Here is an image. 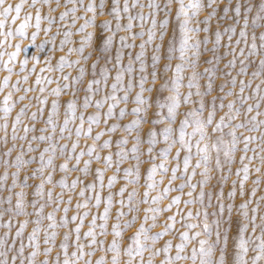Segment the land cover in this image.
<instances>
[{"label": "rangeland", "instance_id": "obj_1", "mask_svg": "<svg viewBox=\"0 0 264 264\" xmlns=\"http://www.w3.org/2000/svg\"><path fill=\"white\" fill-rule=\"evenodd\" d=\"M20 0H6V4H15L19 3ZM90 0H82L84 7L80 6L81 0H76L77 7V16H80L81 19H78L73 25L71 23L72 13L69 11V16L65 20H60V13L69 10L73 7V4L69 0H59V7H57V0H48L47 3H44L43 0H38L35 6L32 5V0H24V6L19 14V18L16 21H12L11 16L16 15L13 11L2 30H0V86L3 85L4 78L10 77L8 85L4 86L0 90V109L4 105V97L11 92L12 99L9 100V104L14 103V108L8 115V129H7V143L5 144L2 139L5 135L4 130L0 128V176H3L5 171L8 173L7 181H0V184H4L3 188H0V211H4L8 208L7 196L9 195L8 186L12 184V172L16 171V168L13 165L15 158L18 154L23 151V157L27 159L29 156H34L35 160L25 165L19 172L17 179V187L12 189V192L20 191L19 185L24 182L25 176L28 177L26 183L27 188H25V200L27 205V211L30 213L29 216H12L11 227H5L4 225L9 221V213L5 212L4 215L0 216V237H3L5 233H8L7 244L12 245L13 237H15L16 230L20 226V222L27 219L29 221L28 225L25 227L22 239L25 245L24 252V264H27L28 254L32 251L29 247L28 235L31 233L33 228L32 221L36 217V212L34 211L31 201L37 200L36 207L38 208L40 204H45L43 209L44 215L46 216L48 212L54 211L56 204L55 201L58 200L59 195L62 194L63 203H60L59 210L54 212V215L57 219V222L60 223V218L64 215L63 208L68 202V197L71 196V204L68 205V217L76 214H83L85 211L89 212V215L85 217L84 224L80 230V241L79 243L85 245V252L91 249H94V254L91 257L93 264L95 260L101 256L105 257V264H110L111 256L113 253L108 251V246L111 244L113 239H116L120 247V264H128L131 260L132 264H141V261L144 264H148V261L151 260L152 264H160L162 260H165V257L172 258V264H200V257L197 256L196 260L192 259V250L193 248L197 249L199 252L201 239H206L209 244H214L216 241V232L219 230L221 233V240L219 244H214V254L213 259L219 257V249L223 247L224 241L223 236L225 230H227L228 243L226 249V259L229 264L235 260V254L238 251L236 248V243L239 240V228L241 224H247L248 227L244 231V239L248 242L247 247L248 251L244 254L243 259L246 261V264H252L253 258L259 252V244L262 239H264V74L253 77V71H261L260 68V53L259 51L255 56H249L248 50L252 43V34L255 31L257 36V48H260L259 35L262 31L260 28L253 29L251 26L252 17L257 12V6L260 3V0H216V3L213 5V8L216 11V16L208 22L207 25L203 23L205 16L211 11V9L202 10L199 13V16L194 18L195 20L200 21L201 31L191 34L193 39L200 41L199 48V57L191 56L189 57L196 62L195 71L198 73V76L195 80H192L193 69L185 66L183 72L176 73L174 71L177 63H183L180 60V40L181 33L179 29V21L175 17V13L178 9V3L176 0H173L171 5L172 11L169 14V26L167 33L165 35L164 41L161 42L159 39H156L152 44H147L144 51V56L142 57V62L145 65V75H148V80L145 84V88L152 87V91H145L143 96L146 99V102L150 107L145 114L141 112L139 115L143 118V122L127 131L125 127L135 118V114L132 113V109L136 106L133 100V97L139 91L138 81L141 75L140 65L141 61L136 59L137 54L141 51L139 45L142 40L147 39V30L151 27V19L149 17L150 9L148 4L150 0H128L129 5L133 3L136 4L135 7H130L129 12L133 16L141 11L146 16L144 24L145 36H137L135 40L131 38L132 33L140 32V23L141 21L137 18L133 21V28L130 32L119 31L116 32V38L113 42V45L107 52H104L103 41L101 37L106 36L108 33L101 23L104 20L111 21V28L115 31L116 20L112 15H110V9L112 7V0H104L105 9L104 15H99L100 9L98 5L100 0H92L97 5V15H96V27H89L86 29V32H92V44L91 47L85 46L84 55H89L91 53V58L87 61L80 60L79 64L74 63V61L79 59V54L76 52L69 53L68 48L77 47L81 43V37L84 33L77 31L79 26L84 23V17H91L93 14L91 12H86V6ZM125 0H119V6L122 9ZM152 2L158 3L163 9L166 0H152ZM187 2V0H185ZM204 3H207V0H203ZM241 5V13L239 17H236L234 9L236 4ZM251 3L253 5L252 11L250 13H245L244 9ZM140 5H144L143 9L140 8ZM228 6L230 11L227 13V18L219 19L224 17L223 8ZM49 8L53 9L50 13ZM36 9L40 10L41 13V27L39 30L35 27V13ZM27 14H31V19L28 21L27 26L23 29L24 35H20L17 29L25 21ZM51 15L55 19V23L49 25L46 17ZM129 13H124L121 11V21L122 25L126 24L127 16ZM165 13L163 11L156 14V19L158 21L157 27H159V21L164 18ZM247 15L249 19V28H248V44L246 45L244 40L241 39L240 44H236L235 41L239 39L240 28L244 25L243 17ZM238 21V22H237ZM60 25V27H57ZM207 26L208 31H203V28ZM233 26L236 28L235 34H232V42L229 45L228 36L231 33L225 32L224 29ZM45 29H49L47 32ZM12 31V35L8 36V31ZM219 30L221 32V40L218 47L213 51V42L215 41V32ZM65 31H71L72 36L69 38L71 43L61 45L60 41L64 39L63 33ZM36 32L37 35L35 39L32 38V33ZM127 36L128 39L126 43L135 45L134 47H120V36ZM205 38H207V44L204 43ZM171 41V44L169 43ZM162 43V48L159 53L161 59L156 65L157 79L153 85L150 73L153 71L152 67V56L154 53V44ZM17 45H19V51L17 50ZM172 47L174 50L168 52V48ZM235 49V65H229L228 61L233 59V53L231 49ZM119 49L121 55V65L115 64V58L117 55V50ZM240 49H244V55H240ZM191 51H196L192 49ZM15 53V55H13ZM225 53H227L225 55ZM63 56L68 63H72V67H68L67 64L60 68V57ZM168 56H171L172 59L169 61ZM213 56L219 57V60H214ZM98 62L95 70L92 68L94 61ZM110 58V59H107ZM107 59V62H106ZM131 60L133 68V81L136 85L130 90L129 99L127 103L123 101L116 104V107L113 109L114 115L108 119L107 125L103 123L101 118L100 124L92 125V134L91 136H84L83 134L80 137L75 135V128L79 124V119L72 121L70 120L68 128L71 130L72 135L69 136L68 132L60 133L59 128L63 125V120L65 114L68 113L67 104L70 100L75 99L77 105L76 115L79 117L80 112H84L85 115V125L84 131H87L88 123L87 116L95 114L96 112L103 113L107 111L108 104L112 101H103L102 107L97 109L95 107V100L101 99L107 94H110L111 88L110 85L115 80L116 72L124 71L125 75L123 82L126 85L128 80V75L126 73V68L129 65ZM244 61V67L247 68L245 73H241L240 69L242 67L240 61ZM211 61V63H209ZM7 64V68L5 67ZM166 64H170L171 67H165ZM84 66V74L81 76L79 73L80 66ZM106 67L109 72L108 78V87L104 86V80L101 76V68ZM8 68L12 69V72H8ZM205 68H209L215 73V75L209 77L207 73L204 72ZM230 73V75H229ZM65 75L69 76L68 80H64ZM27 77V80L24 77ZM177 76H181L182 79L179 81L180 88V104L176 111V118L173 121H168L163 119L162 122L156 123L160 119L156 114L161 113L166 116L167 114V104L168 101L166 97L169 95L170 90L173 87V79ZM236 78V83H232V78ZM39 78L40 83H37ZM51 79V83H48V80ZM92 79H100V85H93L94 88L99 87L100 91L95 93H87V84L88 81ZM209 79H211L212 89L209 92L207 90V84ZM192 80L193 87L189 89L188 83ZM245 81L244 92H240V81ZM17 81L19 82L17 84ZM250 82V84H249ZM68 84V88L63 86ZM199 84V91L201 92L200 96L196 95L197 87ZM12 85H17L20 91H17ZM163 85V87H161ZM257 85L260 86V90L256 91ZM57 87L60 88V95L56 96L53 93V89ZM30 88L28 92L23 90ZM41 88L44 91H41ZM223 89V91L221 90ZM188 92H191L192 95L189 98L187 103L184 102L183 97L187 95ZM231 92L232 95L227 93ZM92 96L91 105L84 109L82 107L85 95ZM21 95H25L27 99L18 100L17 98ZM118 97L124 95L123 91H118L116 93ZM246 97V99H245ZM44 100L43 104L44 113L41 116L37 114V119L32 121L30 119L31 113L37 111L41 107L38 99ZM58 101V112L59 117L54 119L56 123V131L52 132V127L46 125L47 117L49 110L52 107V101ZM203 100L204 108L200 109V101ZM229 101L233 102V108L230 110L228 108ZM213 103L215 104V112L213 116V123L208 125L206 123V118L208 112L213 109ZM223 103L224 107L221 108L220 105ZM31 104V107L26 110V115L22 117V123L17 126V136L24 135L23 125L29 126V132L27 133L26 140L17 139L12 140V122L14 121L17 113L20 111V108L23 105ZM164 105V107H160ZM257 105H259L257 107ZM251 106V112L248 111V107ZM125 108V115L123 117L119 116V110ZM190 112H193V115H189ZM70 115V113H68ZM228 115L234 117L229 119ZM4 113L0 110V125L4 123L3 120ZM221 117H224L223 125L220 130L213 131L216 124L220 123ZM252 117H255L253 120ZM187 119L188 123L183 125L185 132V144L180 143V129L183 121ZM201 122L204 124L206 131V137L204 141L200 142V147L203 148L205 144L208 145L209 156L207 167L209 172L204 174L205 164L202 160L204 153L198 152L197 141L200 140V132L197 131L198 123ZM171 123L172 131L168 134L169 139L166 141L164 139V129ZM112 124H117L118 127L113 132H108L107 128L111 127ZM238 124H243L244 127H236ZM35 126V131H32V126ZM44 128L45 132L41 133V129ZM104 131V135L100 138L99 141H95L97 147L95 149L96 153L101 156V160H96L95 155L89 156L87 154V149L90 145L94 143L93 137L97 132ZM236 133V145L235 150L230 151L229 155L225 157L224 151L229 148V145L232 141L231 131ZM156 131L157 135L154 138L155 144H149V140L153 139L151 132ZM41 134L48 135L52 134L54 136L53 141H32L33 148L36 149L34 152L28 151V141L31 140L32 136H39ZM63 135V139H61ZM139 137V142L135 139ZM251 136L255 139L245 141L244 137ZM124 138L127 140V144L118 145V141ZM79 141L75 149V152L72 151V143L74 141ZM105 140L110 142V146L104 148L102 145ZM175 141V143H173ZM223 141V143H220ZM48 143H55L57 145V151L53 157V164L51 167L45 166L44 175L41 176L39 173L36 176H32V173L39 167V153L47 146ZM219 144L220 151L217 152L216 148H213L212 144ZM247 143V151L245 152V144ZM66 144L68 147L61 154L59 145ZM13 145L15 147L13 148ZM23 145V150L21 149ZM137 147V151L133 152V147ZM149 147L153 148L151 154L147 151ZM8 148H13L10 155L5 156L4 153ZM123 148L127 152V157L119 164V171H116V160L118 159L115 155L116 152ZM168 149L167 153L164 152L165 149ZM177 149L180 150L179 157H177ZM83 150L85 155L80 158L79 164L75 159V155ZM52 155L51 153H46L45 159L47 160L48 156ZM107 155H112L113 165L111 167L106 166L103 157ZM189 156V165L187 170L184 167V158ZM247 157L241 161V157ZM155 157V159H152ZM219 157L221 162V167H216V158ZM251 158V159H248ZM4 160L9 161V167L5 168L3 163ZM200 161V166L197 167V161ZM84 161H90L87 165L88 171L83 172L80 169H84L86 165ZM229 161H231L229 163ZM63 163L68 164L69 171L64 172L61 170L60 165ZM163 163L164 169H161L159 165ZM153 165H156V171L152 176V179L149 180L148 172ZM244 165H248V178L244 180L243 189L244 194H240V181L244 178ZM137 166L139 167V181L136 184L129 183L125 180L124 177L127 175L125 172L126 168L131 167L133 173H135ZM100 168L103 170V185L101 188V181L98 178L97 169ZM176 168L174 180H171L173 175L172 169ZM257 168L260 171H257ZM52 173V183H48L45 177L47 174ZM195 172V175H193ZM115 175L117 179L113 182L112 186L109 187L108 180L111 176ZM189 177L191 178L189 180ZM44 180V195L42 198L36 197L34 195L38 185L41 180ZM65 179L69 187L61 188L59 181ZM73 180H78L76 188H71V182ZM171 180V183H169ZM201 181H204L203 186H201ZM258 181V182H257ZM94 183L96 187L87 188L88 184ZM149 183H154L155 187L149 189L147 185ZM183 184L184 187L181 188L180 185ZM191 185H196L195 188L190 187ZM121 187H125V192L123 196L119 195V190ZM169 188L170 190L165 193L164 189ZM81 188L85 189V196L81 197L79 192ZM52 191L53 202H49L47 199L48 190ZM136 191V197L134 198L137 202V211H130L128 205V193ZM148 191V203H143V193ZM203 191V196L201 197V192ZM235 192L234 195H229L230 192ZM191 192V195H189ZM96 193H99L101 196V204L99 207L95 206L94 196ZM113 197V204L109 210V218L107 221H102L99 217L103 214L105 202L109 196ZM87 197H92L89 201L88 208L77 209V202L83 203ZM154 197H161L155 203L153 202ZM174 197H179L178 204H172L171 209H167V205L171 203ZM123 199V206L119 201ZM185 201H193V203H185ZM13 205L15 204V196H13ZM224 205L223 213L220 212V205ZM246 204V207L242 208L241 205ZM229 205H231V214H229ZM148 208H159V212H145V209ZM123 211L124 216L119 218L117 221V213ZM191 212V217L188 216V213ZM247 212V217L243 214ZM207 213V217H205ZM156 216V220L153 221L152 217ZM93 216L97 217V227L95 229L97 233V240L104 241V251H101L100 245H89L90 237H85L84 233L88 231L90 221ZM135 216L136 219L133 220L132 217ZM169 216H175L174 227L169 229L167 232L157 235L155 240L149 239L144 240L143 235L140 238V242L145 244V250L141 254H136L133 252V255L130 257L127 254V249L129 245H132L135 249L134 244V235L140 230V226L148 230L146 235L152 236L161 233L162 229L165 227L166 223H172L167 218ZM255 216V231H253V221L252 217ZM147 217V219H145ZM124 221L129 222L128 227H124ZM216 221H219V229L217 228ZM79 221H77L78 223ZM119 222L121 225V235L114 236L112 231V225ZM49 223L47 219L43 220V225L46 226ZM106 223L107 231L106 234L101 236V229L98 227L99 224ZM207 223L209 230L207 233L204 231V224ZM197 225L195 228H190L188 225ZM155 225V226H152ZM70 229L75 228V224H69ZM57 237L55 244L45 245L44 232L41 230L38 233V242H39V254L35 258L37 264L40 261L45 259L43 249L45 247H51L52 251L48 253L47 259L49 264H53L57 256L63 261V249L60 248V244L63 242V234L68 229L63 227L58 228ZM187 232L189 238L184 241L181 238V233ZM200 232V236H196L195 233ZM171 241V248L168 253L163 252L165 245ZM21 237L15 239L14 249L8 252V264H13L11 256L13 254L17 255V260L15 264H20V257L18 253L14 250L18 249L20 246ZM183 243L184 248L178 250L176 245ZM69 256L71 258V252L76 251V234L73 231L68 240ZM155 249H160L161 251L157 255H150ZM3 250V249H0ZM181 256L186 257V259L176 260L175 257L177 252ZM2 258V257H0ZM88 259V257H85ZM77 264H83V261L77 262ZM256 264H264V257L256 261Z\"/></svg>", "mask_w": 264, "mask_h": 264}, {"label": "snow or ice", "instance_id": "obj_2", "mask_svg": "<svg viewBox=\"0 0 264 264\" xmlns=\"http://www.w3.org/2000/svg\"><path fill=\"white\" fill-rule=\"evenodd\" d=\"M38 0H32V5L31 6H35L37 4ZM44 3H47L48 0H43ZM69 2H71L73 4V7L69 10H66L62 13H60V20L63 21L66 18H68L69 16V11L72 13V17H71V23L74 25L76 23V21L78 19H81L80 16H77V7H76V0H69ZM176 2L178 3V9L175 13V17L176 19L179 21V29H180V33H181V40H180V60L183 63H177L175 66L174 71L176 73H181L183 72L185 66L190 67L193 69L192 72V80H195L198 76V73L195 71L196 69V62L193 61L190 57H189V53L191 54V56H196L199 57L200 53H199V48H200V41L199 40H195L193 39V36L191 34L196 33L201 31L200 28V21L197 19L195 20V24L194 22V18L199 16V13L202 10L205 9H211V11L205 16L203 23L205 25L208 24V22L212 19V17L216 16V11L213 8V5L216 3V0H207V3H204L203 0H187V2H185V0H176ZM173 3V0H166L163 9H161L160 5L158 3L152 2V0H150L149 4L147 5L148 8L150 9L149 12V17L151 19V27L147 30V39L146 40H142V42L140 43L139 47L141 49V51L137 54L136 59L141 61V65H140V72L141 75L139 77V81H138V87H139V91L136 93V95L133 97L134 103H135V107L132 109V113L135 114V118L125 127V131L132 129L138 125H140L143 122V118L139 115L141 112H144L145 114L148 111V107H150V105L147 104L145 97L143 96V93L145 91L151 92L152 91V87L149 88H145V84L148 80V75H145V65L142 62V57L144 56V49L146 47L147 44H152L156 39H159L161 42L164 41L165 35L167 33V29L169 26V14L172 11L171 5ZM24 6V0H20L19 3L15 4V6H13L12 4H6V0H0V30H2L5 26V23L9 17V15L14 11L16 13V15L11 16L12 21H16L19 18V14L22 10ZM81 7H84L82 0L80 3ZM136 4L133 3L131 6L128 3V0H125L123 8L121 9L119 6V0H112V7L110 9V15H112L114 17V19L116 20V24H115V31L112 30L111 28V21L110 20H104L101 23V27H103L105 29V31L108 33L106 36L101 37L102 41H103V51L107 52L110 47L113 45V42L116 38V32L119 31H125V32H130L131 29L133 28V21L135 19H139L141 21L140 23V32L139 33H132L131 38L133 40L136 39L137 36L139 37H144L145 36V31H144V24L143 22L146 19L145 14L143 13V11L139 12L137 14V16H133L130 14L129 9L130 7H135ZM57 7H59V0H57ZM100 12L99 15H104V9H105V4H104V0H100V4L98 5ZM144 5H140V8L143 9ZM253 5L251 3L248 4V6L244 9L245 13H250L252 11ZM53 11V9L49 8V12L51 13ZM86 12H91L93 15L91 17L85 16L84 17V23L81 24L79 26V28L77 29V31L84 33V35L81 37V43L77 46V47H70L68 48V52L72 53V52H76L79 54V59L74 61V63L79 64L80 60H89L91 58V53H89V55H84L83 53L85 52V46H89L91 47L92 44V38H93V33L92 32H86L85 30L88 29L89 27H96V15H97V5L92 2V0H90V2L87 4ZM121 11H123L124 13H129V15L127 16V23L122 25L120 23L122 17H121ZM163 11L165 13L164 18L161 19L159 21V27H157L158 25V21L156 19V14ZM230 11V8L228 6H225L223 8V12L225 14L224 17H220L219 19H224L227 18V13ZM235 15L236 17L240 16L241 13V5L239 3L236 4L235 9H234ZM31 19V14H27L25 21L20 25L19 29H17V31L19 32L20 35H24L23 29L27 26L28 21ZM46 19L49 22V25L55 23V19L54 17H52L51 15H49L48 17H46ZM244 19V25L242 28H240L239 31V39H237L235 41V43L238 45L241 42V39L244 40L245 44H248V28H249V19L248 16L245 15L243 17ZM35 27L37 30L40 29L41 27V13L39 9H36V13H35ZM238 22V21H237ZM251 26L253 29L256 28H260L262 31L260 32L259 35V41H260V48L258 50L257 48V36L255 31H253L252 34V43L249 47L248 50V55L249 56H255L257 54V52L259 51L260 53V68L261 71H253L252 76L253 77H257L260 76L262 74H264V0H260L259 5L257 6V12L256 14L252 17L251 20ZM57 27H60V25H57ZM49 29H45V31L47 32ZM209 29L207 26H205L203 28V31L207 32ZM225 32L231 33L228 36V40H229V45L232 42V34H235L236 32V28L233 26H230L228 28L224 29ZM8 36L12 35V31L9 30L7 33ZM37 33L33 32L32 33V38L33 40L35 39ZM64 39H62L60 41L61 45H65L67 43H71V40L69 39L72 36V32L71 31H65L63 33ZM215 41L213 42V51H215V48L219 46L220 44V40H221V32L219 30H217L215 32ZM128 37L127 36H120L119 37V41H120V47H134L135 45L133 44H128L126 43ZM208 40L207 38H205L204 43L207 44ZM171 44V41L169 42ZM162 48V43H156L154 44V53L152 56V67H153V71L150 73L151 75V79L153 81V85L155 84V81L157 79V72H156V65L159 62V60L161 59V56L159 55L160 51ZM192 49H196V51H191ZM17 50L19 51V45H17ZM174 49L170 46L168 48V52H172ZM232 53H233V59L228 61L229 65H235L236 63V59H235V52L236 50L233 48L231 49ZM227 53H225L226 55ZM2 55V54H0ZM13 55H15V53H13ZM120 51L119 49L117 50V55L115 58V64L116 65H121V60H120ZM240 55H244V49H240ZM99 57L97 58V61H94L92 64V68L93 70H95L97 62H98ZM110 59V58H107ZM106 59V62H107ZM167 59L170 61L172 59L171 56H168ZM214 60H219V57L217 56H213ZM209 63H211V61H209ZM242 67L240 69L241 73H245L247 71V68L244 67V61H240ZM65 64H67L68 67H72V63H68L65 58L63 56L60 57V68L63 69V67L65 66ZM5 67L7 68V64H5ZM165 67H171L170 64H166ZM84 66L81 65L79 68V73L82 76L84 74ZM126 73L128 75V80H127V84L125 85L123 82V78L125 75L124 71H117L116 75H115V80L114 82L110 85L111 88V92L110 94H107L103 97V100L101 99H97L95 100V107L97 109L102 107L103 101H112V103L108 104V108L107 111L105 113H103L102 117H101V113L100 112H96L95 114L92 115H88L87 116V123H88V128L87 131H84V125H85V115L84 112H80L79 117H77L76 115V111H77V105H76V101L75 99H72L68 102L67 104V108H68V113H70V115L68 113L65 114L64 120H63V125L59 128V131L61 134H63L64 132H68L69 136L72 135L71 130L68 128L69 122L70 120L74 121L77 118L79 119V124L76 126L75 128V135L77 137H80L82 134L84 136H91L92 134V125L93 124H100L101 123V118L103 119V123L105 125H107L108 123V119L110 117H112L114 115L113 109L116 107V104L123 101L124 103L128 102L129 99V93L130 90L135 87L136 85L134 84L133 81V68H132V63L131 60L129 62V65L126 68ZM8 72L11 73L12 69L8 68ZM204 72L207 73L209 75V77L215 75V73L213 71H211L209 68H205ZM230 75V73H229ZM101 76L102 79L104 80V86L107 88L108 87V78H109V72L108 69L106 67H102L101 68ZM10 77H5L4 78V82L3 85L0 86V90H2V88L4 86L8 85ZM25 80H27V77H24ZM64 80H68L69 76L65 75L63 77ZM182 79L181 76H177L173 79V87L169 92V95L166 97V100L168 101L167 104V114L166 116L162 115L161 113H157L156 115L158 117H160V119H158L157 121H154L156 123L162 122L163 119H167L168 121H173L176 118V109L179 107L180 104V93H179V88H180V83L179 81ZM192 80L189 81L188 83V87L189 89H191L193 87V83ZM51 79L48 80V83H51ZM100 79H92L90 81H88L87 84V93H95L100 91L99 87L94 88L93 85H100ZM19 82L17 81V84ZM37 83H40L39 78L37 79ZM232 83L235 84L236 83V78L233 77L232 78ZM250 84V82H249ZM13 88H15L17 91H20V89L17 87V85H12ZM64 88H68L69 85L65 84L63 86ZM161 87H163V85H161ZM197 87V92L196 95L200 96L201 92L199 91V84L196 85ZM244 88H245V81L241 80L240 81V92L243 93L244 92ZM212 89V83H211V79H209L208 84H207V90L210 92ZM30 88H26L23 91L26 93L28 91H30ZM223 91V89H221ZM260 90V86L257 85L256 91ZM41 91H44L43 88H41ZM53 93L56 96L60 95V88L57 87L56 89L52 90ZM118 91H123L124 95L122 97H118L116 95V93ZM228 95H232L231 92L227 93ZM192 93L188 92L187 95H185L183 97V100L185 103H187L189 101V98L191 97ZM12 99V93L9 92L5 97H4V105L3 108L0 109L3 111L4 116H3V120L4 123L2 125H0V128H2L4 130V137L2 138L5 142V144L7 143V129H8V115L9 113L12 111V109L14 108V103L13 104H9V100ZM18 100L22 101L27 99V97L25 95H21L17 98ZM41 107H39L37 109V111L32 112L30 119L32 121H35L37 119V114L39 113L41 116H43L44 113V108H43V104L45 103L44 100H40L39 98H37ZM246 99V97H245ZM92 102V96L86 94L84 97V101H83V105L82 107L84 109H87ZM259 105H257L258 107ZM31 107V104H27V105H23L20 108V111L17 113L14 121L12 122V140L15 141L17 139L20 140H26L27 139V133L29 132V126L28 125H23V132L24 135L22 136H17V126L20 125L22 123V117H24L26 115V110L28 108ZM160 107H164V105H161ZM200 109L204 108V102L203 100L200 101L199 104ZM221 108L224 107L223 103H221L220 105ZM228 108L231 110L233 108V102L229 101L228 103ZM252 108L251 106L248 107V111L251 112ZM125 108H121L119 110V116L123 117L125 115ZM214 112H215V104L213 103V109L211 111L208 112L207 118H206V123L208 125H211L213 123V116H214ZM193 112H190L189 115H193ZM59 117V112H58V101L57 100H53L52 101V107L49 110L48 113V117H47V121H46V125H50L52 127V132L55 133L56 131V123L54 122L55 118ZM229 119H233L234 117H232L231 115H228ZM252 119L254 120L255 117H252ZM223 121H224V117H221L220 123L216 124L215 128L213 129V131H217L220 130L221 126L223 125ZM188 120L185 119L182 123L181 129H180V143L181 144H185V132H184V127L183 125L187 124ZM198 123V128L197 131L200 132V140L197 141V149L198 152H202L204 153L202 160L205 164L204 167V174L206 175L210 170L207 167L208 164V160H209V156L207 155L208 153V145L205 144L203 148L200 147V142L205 140L206 137V131L204 128V124L201 122H197ZM261 123H264V121H262ZM118 125L117 124H112L111 127L107 128L108 132H113L117 129ZM236 127H244L243 124H238L236 125ZM32 131H35V126H32ZM41 133L45 132V129L42 128ZM172 131L171 128V123H169L165 129H164V139L167 141L169 139V133ZM231 136H232V141L231 144L229 145V148L227 150L224 151V155L225 157H227L229 155L230 151H234L235 150V145H236V133L235 131H231ZM104 135V131H100L97 132L96 135L93 137L94 143L92 145H90L87 149V154L91 157L93 155H95L96 160H101V156L96 153L95 149L97 147L95 141H99L100 138ZM157 133L156 131H152L151 132V136L153 137V139L149 140V144H155V137H156ZM61 139H63V135H61L60 137ZM54 136L52 134H48V135H44L41 134L39 136H32L31 140L28 141V151L29 152H34L36 151L35 148H33L32 145V141H53ZM137 140V142H139V137L137 136L135 138ZM245 141H249L252 139H255V137H251V136H246L244 137ZM78 140L74 141L72 143V151L75 152V149L78 145ZM173 143H175V141H173ZM220 143H223V141H221ZM127 144V140L124 138H121L118 141V145H124ZM104 148H107L110 146V142L108 140H105L103 145ZM213 148L217 149V152L220 151V146L219 144H212L211 145ZM15 147V145H13V148ZM61 154L64 153V151L67 149V145L66 144H61L58 146ZM13 148H8L7 151L4 153L5 156L10 155V153L12 152ZM21 149L23 150V145H21ZM57 151V145L55 143H48L47 146L39 153V167L32 173V176H36L37 173H39L41 176L44 175V170H45V166L51 167L53 164V157L55 156ZM133 152L137 151V147H133L132 149ZM147 151L149 152V154L152 153L153 148L149 147L147 149ZM168 149L166 148L164 150L165 153H167ZM247 151V143L245 144V152ZM179 152L180 150L177 149V157H179ZM46 153H51L52 155L48 156L47 160L45 159V155ZM85 155V152L83 150H81L79 152V154L75 155V159L77 161V164H79L80 162V158L82 156ZM117 156V160H116V171H119V164L127 157V152L126 150H124L123 148H120L116 154ZM247 157L242 156L240 159L241 161H243L244 159H246ZM152 159H155V157H152ZM251 159V158H248ZM35 160L34 156H29L27 159H25L23 157V151H21L20 154L17 155V157L15 158V161L13 163L12 166H14L16 168V171L12 172V184L8 186V192L9 195L7 196V204L9 205L7 209H5L4 211H0V216L4 215L5 212L11 214L9 215V221L4 225L5 227H11V219L12 216H29L30 213L27 211V205H26V200H25V188H27V179L28 177L25 176L24 178V182L21 183L19 185L20 187V191L13 193L12 189L16 188L17 185V177L19 175L20 170L27 164L32 163ZM103 160L106 164V166L111 167L113 165V157L112 155H107L105 157H103ZM189 160L190 157L189 156H185L184 158V167L185 170H187L188 165H189ZM231 161H229L230 163ZM5 168L9 167V161L8 160H4L3 161ZM90 163V161H84V164L86 165V167L84 169H80V171L83 172H87L88 168L87 165ZM200 161H197V167L200 166ZM156 165H153L151 167V169H149L148 172V178L149 180L152 179L153 174L156 171ZM159 167L161 169H164V171H167V169L164 167V164L161 163L159 165ZM216 167L220 168L221 167V162L219 157L216 158ZM60 168L62 171L67 172L69 171L68 168V164L67 163H63L60 165ZM97 174H98V178L101 181L100 187L103 188L104 185L102 183L103 181V170L98 168L97 170ZM243 171L245 173L243 180L240 181V194L243 195L244 194V189H243V183L244 180H247L248 178V165H244L243 167ZM257 171H260L259 168H257ZM125 172L127 173V175L124 177L125 180L129 181V183L132 184H136L139 181V167L137 166L135 173H133V170L131 167L126 168ZM173 175L171 177V180H174L176 178L175 173H176V168L172 169ZM193 175H195V172H193ZM52 173L49 172L47 174V176L45 177V179L47 180L48 183H52ZM8 179V173L7 171H5L3 176H0V181H7ZM117 179V177L115 175L111 176L108 180V185L109 187L112 186L113 182ZM191 178L189 177V180ZM171 180L169 183H171ZM258 182V181H257ZM61 188H66L69 187L68 183L66 182L65 179H61L59 181ZM77 183H79L78 180H73L71 182V188L75 189ZM204 181H201V186H203ZM4 184H0V188H3ZM96 185L94 183L92 184H88L87 188H95ZM147 187L149 189L154 188L155 185L154 183H149L147 185ZM181 188L184 187L183 184L180 185ZM190 187L195 188L196 185H191ZM170 189L169 188H165L164 192L167 193ZM125 192V187H121L119 190V195L123 196ZM235 192H230L229 195H234ZM34 195L36 197H40L42 198L44 195V180L42 179L40 184L38 185ZM79 195L81 197L85 196V189L81 188ZM189 195H191V192H189ZM13 196H15V204L13 205L12 201H13ZM203 196V191L201 192V197ZM136 197V191L133 190L132 192L128 193V205H129V210L130 211H137V202L135 201ZM143 203H148L147 197H148V191H144L143 193ZM47 199L49 202H53V196H52V191L49 189L47 192ZM92 199V197H87L85 199V201L83 203L81 202H77L76 204V208L77 209H87L88 208V204L89 201ZM95 199V206L99 207L101 204V196L99 193H96L94 196ZM161 199V197H154L153 198V202L155 203L157 200ZM71 200L72 197L69 196L68 197V202L65 205V207L63 208V212L64 215L60 218L61 222L58 223L57 219L54 215L55 211L59 210V205L60 203H63V198H62V194L59 195V198L57 201H55L56 207L54 209V211H50L47 213V215H44L43 209L45 207V204H40V206L37 208L36 204H37V200H32L31 201V205L34 209V211L36 212V217L35 219L32 221L33 223V228L31 233L28 235V241H29V247H31L32 251L28 254L27 257V264H37L35 258L37 257V255L39 254L40 248H39V242H38V233L41 232V230H43L44 232V244L45 245H50V244H55L56 242V237H57V229L58 228H65L68 229V231H65L63 234V242L60 244V248L63 249V261L62 264H77V262L79 261H83V264H93V261L91 259V257L94 254V249H91V247L89 248V250L87 252H85V245L79 243L80 241V230L81 227L84 224V220L85 217L89 215L88 211H85L83 214H76L71 216V218L68 217L67 213H68V205L71 204ZM119 203L123 206L124 204V200L121 199L119 201ZM179 203V197H174L171 201L170 204L167 205V209H171L172 204H178ZM185 203H193V201H185ZM113 204V197L111 194H109L106 202H105V207H104V211L103 214L99 217L100 220L102 221H107L109 218V210L111 205ZM242 208L246 207V204H242L241 205ZM159 212L161 211V209L159 208H148L145 209V212ZM224 211V205L221 204L220 205V212L223 213ZM229 214H231V205H229ZM125 213L123 211H119L117 213V221H119V218L124 216ZM192 213L189 212L188 216L191 217ZM245 217H247V212H245L243 214ZM205 217H207V213H205ZM47 219V221H49V223L44 226L43 225V220ZM133 220L136 219L135 216L132 217ZM145 219H147V217H145ZM153 221L156 220V216L154 215L152 217ZM169 221H172V223H166L165 227L162 229L161 233L156 234V235H152V236H148L146 235L147 233V229L144 227V225L140 226V230L135 233L134 235V244H135V249L133 248L132 245H129L128 249H127V254L131 257L133 255V252L135 251L136 254H141L143 253V251L145 250L146 245L142 244L140 242V238L143 235V238L145 241L152 239L155 240L157 238V235L163 234L165 232H167L169 229H171L172 227H174V222H175V216H169L167 218ZM77 221H79L77 223ZM252 221H253V231H255V216L252 217ZM29 221L27 219L23 220L20 222V226L19 228L16 230L15 233V237H13V243L12 245H8L7 244V237H8V233H5L3 237H0V264H8V252L10 250L14 249V245H15V239L17 237H21V242H20V246L18 249H15L14 251L16 253H18L19 257H20V264H24V252H25V245L23 243V239H22V235L24 232L25 227L28 225ZM73 223L75 224V228L74 229H70L69 228V224ZM124 227H128L129 226V222L128 221H124ZM217 223V228L219 229V221H216ZM90 227L88 229V231H86L84 233L85 237H90L91 239L89 240V245H100L101 247V251H104L103 245H104V241L102 240H97V233L95 231L96 227H97V217L93 216L91 221H90ZM155 226V225H152ZM98 227L101 229L100 235L103 236L106 234L107 231V225L106 223H101L98 225ZM188 227L190 228H195L197 227V225H188ZM248 227L247 224H241L240 228H239V240L236 243V248L238 249V251L235 254V260L232 262V264H246V261L243 259L244 254L247 253L248 251V247H247V241L244 239V231L245 229ZM121 225L119 222L114 223L112 225V231L114 233V236H120L121 235ZM209 230V226L207 223L204 224V231L205 233H207ZM75 232L76 234V251H72L71 252V258L69 256V252H68V248H69V244H68V240L70 235L72 234V232ZM196 236H200L201 233L200 232H196L195 233ZM181 238L182 240L186 241L189 238V234L187 232H182L181 233ZM221 240V233L218 230L216 232V241L214 242V244H219ZM223 247H221L219 249V257L217 259H213V254H214V244H209L208 241L206 239H201L199 241L200 244V248H199V252H197L196 248H193L192 250V259L196 260L197 256L199 255L200 257V264H229V262L226 259L227 253H226V249H227V243H228V235H227V230H225V234L223 236ZM171 241H169L165 247L163 248V252L164 253H168L169 249L171 248ZM178 250H182L184 248V244L180 243L176 245ZM259 252L257 253V255L253 258L252 260V264H256L257 260H260L262 257H264V239L261 240L260 244H259ZM52 251L51 247H45L43 249L44 255H45V259L43 261H40L39 264H49V260L47 259V255L48 253H50ZM108 251H111L113 253V255L111 256V260H110V264H120V247L118 245V242L116 239H113L111 244L108 246ZM161 250L160 249H155L154 251H152L150 253V255H157L159 254ZM85 257H88V259H85ZM176 260H182V259H186V257L181 256L179 254V251L177 252V255L175 257ZM11 260L13 262V264H15L16 260H17V255L13 254L11 256ZM53 264H61V260L59 258V256H57L56 260L53 262ZM95 264H105V257L101 256L98 259L95 260ZM128 264H132L131 260H129ZM141 264H144L143 261H141ZM148 264H152V261L149 260ZM160 264H172V258L166 256L165 260H162L160 262Z\"/></svg>", "mask_w": 264, "mask_h": 264}]
</instances>
